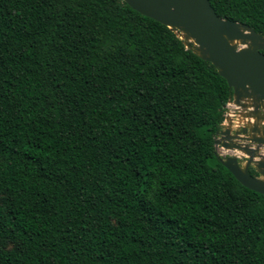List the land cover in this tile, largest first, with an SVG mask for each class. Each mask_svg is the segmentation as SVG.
<instances>
[{"label":"trees","instance_id":"1","mask_svg":"<svg viewBox=\"0 0 264 264\" xmlns=\"http://www.w3.org/2000/svg\"><path fill=\"white\" fill-rule=\"evenodd\" d=\"M209 2L264 36V0ZM231 98L124 0H0V264H264V194L215 152Z\"/></svg>","mask_w":264,"mask_h":264},{"label":"water","instance_id":"2","mask_svg":"<svg viewBox=\"0 0 264 264\" xmlns=\"http://www.w3.org/2000/svg\"><path fill=\"white\" fill-rule=\"evenodd\" d=\"M124 1L190 39L185 45L226 79L232 88V112L228 111L237 120L234 129L216 131L214 143L229 152L220 160L235 179L264 194V36L243 22L221 18L209 0ZM225 122L230 123L226 113ZM243 156L246 161L241 164ZM250 165L257 176L249 172Z\"/></svg>","mask_w":264,"mask_h":264},{"label":"rangeland","instance_id":"3","mask_svg":"<svg viewBox=\"0 0 264 264\" xmlns=\"http://www.w3.org/2000/svg\"><path fill=\"white\" fill-rule=\"evenodd\" d=\"M179 35H181V38L184 40V42H188L190 39H187V38H185L184 37V35L182 34V33H179ZM192 41V40H191ZM236 45L237 46H240L241 44L238 42V43H236ZM228 110H230V112H232V108H227V111H226V115H227V117L229 118V121H230V123L229 124H227L228 122H225V125H223V123H222V126H221V129H224V128H226V127H230L231 129H234L235 128V121L237 120V116L234 114H232V113H230ZM228 113V114H227ZM232 123V124H231ZM215 144V143H214ZM223 147H221L220 145H216L215 144V152H216V154L218 155V157L220 158V156H226L229 152L228 151H226L224 148H223V150H221ZM245 161H246V157H242L241 159H240V162H241V164H244L245 163Z\"/></svg>","mask_w":264,"mask_h":264},{"label":"crops","instance_id":"4","mask_svg":"<svg viewBox=\"0 0 264 264\" xmlns=\"http://www.w3.org/2000/svg\"><path fill=\"white\" fill-rule=\"evenodd\" d=\"M226 106H227V108H232V105H230V103H229V102L227 103V105H226ZM221 150H223V148H222Z\"/></svg>","mask_w":264,"mask_h":264},{"label":"flooded vegetation","instance_id":"5","mask_svg":"<svg viewBox=\"0 0 264 264\" xmlns=\"http://www.w3.org/2000/svg\"><path fill=\"white\" fill-rule=\"evenodd\" d=\"M252 167H253V166L250 165L249 170H250V168H252ZM255 171H256V170H255ZM257 174H258V173H257Z\"/></svg>","mask_w":264,"mask_h":264},{"label":"clouds","instance_id":"6","mask_svg":"<svg viewBox=\"0 0 264 264\" xmlns=\"http://www.w3.org/2000/svg\"><path fill=\"white\" fill-rule=\"evenodd\" d=\"M231 100V99H230ZM232 101V100H231ZM228 103V102H227ZM227 105V104H226ZM226 108H227V106H226Z\"/></svg>","mask_w":264,"mask_h":264}]
</instances>
